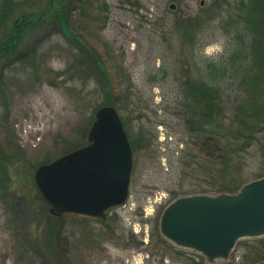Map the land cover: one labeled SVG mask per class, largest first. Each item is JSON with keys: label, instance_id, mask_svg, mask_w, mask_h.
<instances>
[{"label": "rangeland", "instance_id": "rangeland-1", "mask_svg": "<svg viewBox=\"0 0 264 264\" xmlns=\"http://www.w3.org/2000/svg\"><path fill=\"white\" fill-rule=\"evenodd\" d=\"M19 1L34 13L52 0ZM69 1L50 7L44 20L22 29L15 52L0 55V264H211L168 243L159 219L176 199L219 195L205 174L215 175L218 165L196 164L199 156L215 163L216 155L197 147L187 125L186 82L204 80V68L242 42L235 2ZM60 8L67 15L53 16L65 24L52 17ZM235 84L219 88L222 106L234 110L243 96ZM106 99L132 149L129 198L104 220L52 216L34 172L88 144ZM233 118L225 109L216 119ZM262 166L252 146L233 174L232 194L261 179ZM249 241L215 264L264 263L257 260L263 245Z\"/></svg>", "mask_w": 264, "mask_h": 264}, {"label": "water", "instance_id": "water-1", "mask_svg": "<svg viewBox=\"0 0 264 264\" xmlns=\"http://www.w3.org/2000/svg\"><path fill=\"white\" fill-rule=\"evenodd\" d=\"M87 142L34 172L52 216L104 220L128 200L133 155L114 107L96 111ZM159 232L175 248L199 254L208 263L226 261L237 242L264 237V178L237 194H196L172 201L160 216Z\"/></svg>", "mask_w": 264, "mask_h": 264}, {"label": "trees", "instance_id": "trees-1", "mask_svg": "<svg viewBox=\"0 0 264 264\" xmlns=\"http://www.w3.org/2000/svg\"><path fill=\"white\" fill-rule=\"evenodd\" d=\"M227 1L236 4L237 9L234 8L233 11L237 13L235 16L237 23L242 25L240 32L237 33L242 42L226 58L206 66L204 80L186 82L189 102L186 103L185 116L190 120L187 125L198 137L197 147L200 145L202 149L209 150V153L213 149V154L216 155L215 163L199 156L200 159L197 158L196 164L200 169L203 161L208 166L218 165L215 175L205 173L213 181L216 179L212 189L215 188L217 194H232L238 190V183L234 180L233 174L252 146H255L259 152L263 163L261 171L262 174L264 173V0ZM79 3L82 2L79 0ZM54 4L62 6L63 9L70 4V1L52 0L45 5V8L42 7L37 12L31 13L21 10L22 1L0 0V37L3 36L0 39V55L15 52L23 33L22 29L44 20ZM66 13L61 8L55 9L52 17L53 19H56L53 15L65 17ZM56 20L61 22L60 24L62 22L65 24V20L59 18ZM8 22L11 24L10 30L6 27ZM61 29L66 34L64 27ZM99 63L96 62L98 66ZM225 81L239 85L236 88L243 94L236 110L232 106L229 108L222 106V97L219 100V88ZM103 105L115 104L113 100L106 99ZM225 109L227 112L233 111V121L216 119L220 118L221 113L224 114ZM214 121H218L216 129ZM202 138L205 140L202 141ZM196 152L198 153V150ZM261 178H264V174ZM249 242L264 247V238ZM263 256L264 254L260 255L257 260H262L260 257Z\"/></svg>", "mask_w": 264, "mask_h": 264}]
</instances>
